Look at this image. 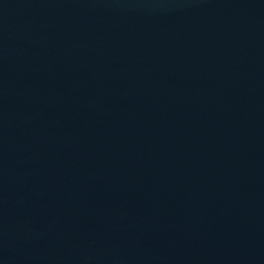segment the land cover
<instances>
[{"label":"water","instance_id":"1","mask_svg":"<svg viewBox=\"0 0 264 264\" xmlns=\"http://www.w3.org/2000/svg\"><path fill=\"white\" fill-rule=\"evenodd\" d=\"M0 264H264V0H0Z\"/></svg>","mask_w":264,"mask_h":264}]
</instances>
